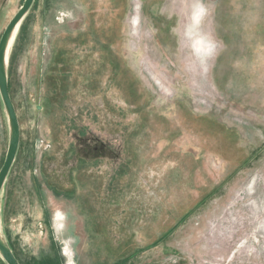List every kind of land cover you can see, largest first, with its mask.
I'll return each instance as SVG.
<instances>
[{
    "label": "rangeland",
    "instance_id": "rangeland-1",
    "mask_svg": "<svg viewBox=\"0 0 264 264\" xmlns=\"http://www.w3.org/2000/svg\"><path fill=\"white\" fill-rule=\"evenodd\" d=\"M22 2L0 0V36ZM15 39L0 224L20 264H90L64 232L81 203L147 229L136 264H264V0H36ZM7 138L0 102V167Z\"/></svg>",
    "mask_w": 264,
    "mask_h": 264
},
{
    "label": "crops",
    "instance_id": "crops-1",
    "mask_svg": "<svg viewBox=\"0 0 264 264\" xmlns=\"http://www.w3.org/2000/svg\"><path fill=\"white\" fill-rule=\"evenodd\" d=\"M90 207L91 206L88 205V208H86L84 203H81V210L79 212L80 214L79 216H76L75 219L78 220V224L74 226V222H71V224H67V227L65 228L64 232L67 235H72H70V237L72 239L73 248L77 249V252H80L82 255L90 257V264H136V262H134L136 248H132L133 245L136 247V233L145 235L148 233L146 231L147 229L136 232L137 228L136 226H132L130 224V219V223L127 228L121 226V223L118 226L114 225V227L108 228V223L110 222H107L108 218L106 217L105 212H100L101 210L99 208L97 210L98 214H96V216H92L89 209ZM114 216H116V214H114ZM114 216H112L113 224L115 218ZM102 220H104V222L101 223ZM99 226H101V229H99ZM83 233L86 235V248H82L80 245L82 242ZM110 236H117L115 237L116 243L113 245V247L110 243ZM126 249L129 250L127 251ZM132 249H134V252L131 254L130 251ZM76 255L79 256L78 254ZM99 258H101V260H99ZM59 263L60 261H56V264ZM76 263L79 264V260H77ZM39 264L44 263L40 262Z\"/></svg>",
    "mask_w": 264,
    "mask_h": 264
},
{
    "label": "water",
    "instance_id": "water-1",
    "mask_svg": "<svg viewBox=\"0 0 264 264\" xmlns=\"http://www.w3.org/2000/svg\"><path fill=\"white\" fill-rule=\"evenodd\" d=\"M35 0H23L20 7L11 17L0 36V102L7 125V147L0 167V196L11 167L15 161L19 143L20 129L17 115L11 101L8 87V62L16 33L30 12ZM0 260L3 264H20L10 249L0 224Z\"/></svg>",
    "mask_w": 264,
    "mask_h": 264
},
{
    "label": "bare ground",
    "instance_id": "bare-ground-1",
    "mask_svg": "<svg viewBox=\"0 0 264 264\" xmlns=\"http://www.w3.org/2000/svg\"><path fill=\"white\" fill-rule=\"evenodd\" d=\"M137 21V19H136ZM198 21H199V17H196L195 19H193V22L192 24L194 25L195 27V31H196V27H198ZM182 25H185V21H183L181 23ZM187 24V23H186ZM198 25V26H197ZM18 35V34H17ZM187 36V35H186ZM16 37V36H15ZM187 38V37H186ZM16 40V39H14ZM185 40V39H184ZM191 41V40H190ZM15 42V41H13ZM189 44V43H188ZM191 44V43H190ZM193 47L194 48H197V45H198V41L197 40H194V43H193ZM14 46V45H13ZM62 219H63V216L59 213H56L54 215V218H53V222H54V226L58 229V230H61L62 229V226H63V222H62ZM66 257V262L65 264H75L74 261H73V255H72V252L71 250L69 249V247H67V249H65V255Z\"/></svg>",
    "mask_w": 264,
    "mask_h": 264
},
{
    "label": "clouds",
    "instance_id": "clouds-1",
    "mask_svg": "<svg viewBox=\"0 0 264 264\" xmlns=\"http://www.w3.org/2000/svg\"><path fill=\"white\" fill-rule=\"evenodd\" d=\"M206 14V9H204L202 6H197L196 10H195V14H194V19L196 17H199V18H203V16ZM207 54H211V50L208 51Z\"/></svg>",
    "mask_w": 264,
    "mask_h": 264
},
{
    "label": "trees",
    "instance_id": "trees-1",
    "mask_svg": "<svg viewBox=\"0 0 264 264\" xmlns=\"http://www.w3.org/2000/svg\"><path fill=\"white\" fill-rule=\"evenodd\" d=\"M36 1V0H35ZM35 3V2H34Z\"/></svg>",
    "mask_w": 264,
    "mask_h": 264
},
{
    "label": "built area",
    "instance_id": "built-area-1",
    "mask_svg": "<svg viewBox=\"0 0 264 264\" xmlns=\"http://www.w3.org/2000/svg\"><path fill=\"white\" fill-rule=\"evenodd\" d=\"M63 220V219H62Z\"/></svg>",
    "mask_w": 264,
    "mask_h": 264
}]
</instances>
